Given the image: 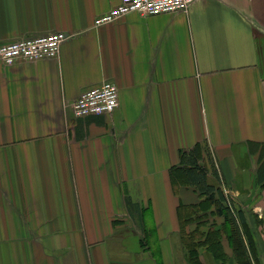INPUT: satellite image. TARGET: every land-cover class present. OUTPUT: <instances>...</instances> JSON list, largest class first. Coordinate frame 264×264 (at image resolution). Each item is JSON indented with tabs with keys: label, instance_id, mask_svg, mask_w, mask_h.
<instances>
[{
	"label": "crops",
	"instance_id": "crops-1",
	"mask_svg": "<svg viewBox=\"0 0 264 264\" xmlns=\"http://www.w3.org/2000/svg\"><path fill=\"white\" fill-rule=\"evenodd\" d=\"M118 2L0 0V44L67 34L55 56L0 59V264H189L199 193L170 168L204 141L264 264V0L95 22ZM104 80L118 106L75 116ZM218 235L230 264V232Z\"/></svg>",
	"mask_w": 264,
	"mask_h": 264
},
{
	"label": "trees",
	"instance_id": "trees-1",
	"mask_svg": "<svg viewBox=\"0 0 264 264\" xmlns=\"http://www.w3.org/2000/svg\"><path fill=\"white\" fill-rule=\"evenodd\" d=\"M170 173L178 180L181 179L185 184L194 187L199 193L198 201L192 205V213L186 218L195 221L196 227L191 231H185L183 226L182 230L189 264H204L199 254V247L202 246L209 256L214 258L216 264L225 261L218 235L220 230L230 232L232 237L233 254L228 259L230 264H254L251 240L244 237L247 235L244 216L233 206L230 197L223 190L221 175L208 143L204 141L202 144L197 143L190 148L182 149L180 161L171 166ZM209 173L213 176L212 180L209 179ZM258 176L264 178V159L259 167ZM213 215H224L228 221L226 227L216 228L210 225L207 229L201 230L200 226L206 225Z\"/></svg>",
	"mask_w": 264,
	"mask_h": 264
},
{
	"label": "built area",
	"instance_id": "built-area-1",
	"mask_svg": "<svg viewBox=\"0 0 264 264\" xmlns=\"http://www.w3.org/2000/svg\"><path fill=\"white\" fill-rule=\"evenodd\" d=\"M193 0H119L107 12L97 16L96 23L112 21L128 12L142 15H155L163 12L184 10ZM65 32L57 31L38 36L21 37L0 44V59L5 64L19 59H37L55 56L61 42L66 38ZM118 106V87L104 80L97 85L85 88L72 103L75 116L89 114H106Z\"/></svg>",
	"mask_w": 264,
	"mask_h": 264
},
{
	"label": "rangeland",
	"instance_id": "rangeland-1",
	"mask_svg": "<svg viewBox=\"0 0 264 264\" xmlns=\"http://www.w3.org/2000/svg\"><path fill=\"white\" fill-rule=\"evenodd\" d=\"M202 257H204V258H205V255H202Z\"/></svg>",
	"mask_w": 264,
	"mask_h": 264
}]
</instances>
